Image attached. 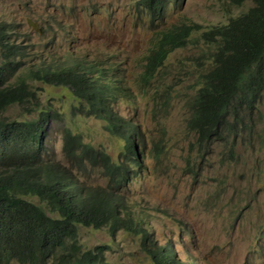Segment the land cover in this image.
Instances as JSON below:
<instances>
[{
    "label": "rangeland",
    "instance_id": "obj_1",
    "mask_svg": "<svg viewBox=\"0 0 264 264\" xmlns=\"http://www.w3.org/2000/svg\"><path fill=\"white\" fill-rule=\"evenodd\" d=\"M137 1L0 0V21L12 22L13 39L21 44L23 52V70L62 59L67 46L74 58L91 59L100 54L94 45L112 43L115 52L128 56L125 71L127 84H131L144 68L142 60L153 42L154 29L196 22L204 30L226 23L251 5L250 0L241 5H230L228 0H182L175 5L172 2L164 5L163 19L162 13L155 15L162 23L155 28L140 17ZM40 15L45 17L41 18L43 21L47 20L46 26ZM28 18L37 21L43 31H33L27 24ZM70 23L77 33L76 39L71 33L62 32ZM56 26L60 31H56ZM197 38L194 33L192 42L170 52L146 91L137 81L130 85L131 101L117 102L114 107L139 127L147 142L161 146L159 160L152 156L143 160V180L138 189L153 204L147 211L150 228L154 230L151 238L164 242L166 236L176 235L180 229V242L175 239L174 245L184 260L197 256L203 260L198 264H264V239L259 229L264 224V97L251 116L257 120L255 130L244 134L242 140L247 141L236 147L235 154L226 153L222 158L219 151L226 152L229 146L216 143L219 149L212 144L201 156V148L194 146L186 106L192 93V79L204 65L203 57L199 64L194 60L200 56ZM28 82L40 100L38 108L50 106L60 114L48 122L46 144L50 153L44 149L43 159L67 161L62 150L64 127L80 131L82 139L99 147L110 159L120 154L118 136L104 120L81 111L68 89L38 79L28 78ZM37 113L12 104L2 114L10 119L28 120ZM138 181L133 185L137 186ZM166 209L173 222L166 216ZM184 222L191 231L187 238L186 230L181 229ZM78 240L85 248L99 245L105 262L151 264L146 244L135 234L122 230L111 234L105 227L79 226ZM254 247L263 251L262 259L255 257Z\"/></svg>",
    "mask_w": 264,
    "mask_h": 264
},
{
    "label": "trees",
    "instance_id": "obj_2",
    "mask_svg": "<svg viewBox=\"0 0 264 264\" xmlns=\"http://www.w3.org/2000/svg\"><path fill=\"white\" fill-rule=\"evenodd\" d=\"M169 1L138 0L136 4L143 19L158 21L155 15L162 13L163 19ZM244 1L229 0L235 5ZM251 2L244 13L204 30L196 22L154 29L144 68L131 82L138 81L146 91L169 53L188 45L197 33L200 56L194 60L199 64L203 57L204 65L192 79L193 91L186 104L189 128L194 131V143L203 148L228 143L226 152L219 151L222 158L226 153L235 154L236 144L247 141L242 140L244 134L255 130L257 121L251 116L264 97V0ZM12 33V22L0 21V264H47L52 260L54 264H110L103 262L99 245L83 250L77 243L80 225L107 226L112 233L115 229L131 231L148 243L152 264H181L172 244L157 242L155 248L146 226L137 225L131 216H121L106 199L92 198L71 173L73 163L101 159L108 172L120 170L130 180L134 174L128 171L135 166L141 169L145 158L152 155L159 160L157 145L147 142L139 127L114 109L117 102L131 101L127 78L118 68L102 66L103 61L70 55L23 70L21 44ZM28 78L68 89L81 111L103 119L120 140L116 159L83 143L81 133L71 127L62 128L67 161L43 159L44 149L50 153L48 122L60 114L50 106L38 108L40 100ZM12 104L38 113L28 120L10 119L2 113Z\"/></svg>",
    "mask_w": 264,
    "mask_h": 264
},
{
    "label": "clouds",
    "instance_id": "obj_3",
    "mask_svg": "<svg viewBox=\"0 0 264 264\" xmlns=\"http://www.w3.org/2000/svg\"><path fill=\"white\" fill-rule=\"evenodd\" d=\"M181 1L182 0H170L169 2L170 3L173 2L174 5H175V4L181 3ZM229 4L230 5H235V4H232L230 2H229ZM135 5H136V10L139 13L140 17L143 18L142 17L143 13L140 12V5H137L136 2H135ZM166 5L168 6V3ZM251 5H252V2H251ZM28 19H30V18H28ZM32 21L36 22L37 27L39 29V30H37V29L33 28L30 25L32 30L36 31L38 33H41L43 31V28L41 27V25L35 20H32ZM41 21L46 26L47 20H44V21L41 20ZM143 21L147 22L149 25H155V27H159L162 24L159 21H149V20H146V19H143ZM27 24H28V22H27ZM163 28H166V27L164 26ZM58 30L60 31L59 27L56 26V31H58ZM62 32L71 33V36L74 37V39H76V37H77V33L73 29V26H72L71 23ZM199 39L201 40V37ZM200 44H201V41H200V43L197 44L198 48L197 47H195V48L200 49ZM113 45L114 44H112V43H102V42H99L98 45H94L95 49H99L100 50V54H99V56H97L96 58H93V59H97V60L103 61L101 63V65L104 66V67H109V68L110 67H115V68H118L120 75L122 77H124V78H127V80H128V77H127V74H126V71H125L126 67H127V62H128V56L127 55L126 56H121L119 54V52L118 53L115 52V49L113 48ZM68 50L70 52H68ZM149 50H150V47H149ZM149 50H148V52H149ZM65 51L66 52H65L63 58H65L68 55H70V58H74V57H72L73 56L72 55L73 52L70 50V47L67 46ZM145 56L143 57L142 65L144 63ZM167 58H166V60H167ZM50 62H52V61H50ZM48 63H45L44 65H47ZM161 67H163V65ZM160 68H158L157 72L159 71ZM135 80H137V79H135ZM139 80H140V77H139ZM193 80H194V78H193ZM136 82L137 81H135V83ZM138 84H139V82H138ZM191 89L193 91L192 85H191ZM191 94L192 93H190V95ZM118 115H120V114H118ZM120 116H122V115H120ZM124 117L126 118V116H124ZM253 120H255V119H253ZM255 121H257V120H255ZM78 132H80V131H78ZM142 134H143V132H142ZM192 134H193V137H194V139H193V142H194V140H195L194 131H192ZM263 137H264V134H263ZM81 138H82V133H81ZM143 138L146 139L144 135H143ZM83 143L89 144L90 142L85 141L84 138H83ZM155 144L157 145L158 150L161 149V146L158 143H155ZM241 144H244V142H242V141L238 142L236 144V146H235V149H236V147H240ZM194 146H199V145L194 143ZM227 146H229L228 143H227ZM92 147L94 149H96V150L99 149V147H95L93 145H92ZM199 147L201 148V153L200 154H201V156H203L205 150L207 148H209L210 146L207 147V148L206 147L203 148L201 146H199ZM228 148L229 147H226L225 150L228 149ZM146 150H150V149L147 148ZM151 156L152 155H150L149 157H151ZM116 157L113 160H115ZM97 160L98 161L93 162L92 159H85L84 158L83 160H81V163H73L74 167H73V170L71 171V173H73V175H74L73 177H75V180H78L81 183L82 186H79V187L81 189H83L84 191L87 190L88 192H91L92 193V196H91L92 198H95V199H106L109 202V204L111 205V207L115 211L119 212L121 216H126V217L127 216H131L134 219V221L137 223V225L138 224H142V225L146 226L147 230H148V232H149V234L151 236V234L153 233L154 230L150 228L149 215L147 214V211H148V209H151L153 207V204L150 201V199H147L145 197L144 194L138 193V189L141 186V183H142V180H143V175L141 174L142 173L143 164L140 165L141 169L138 166H135L133 169L129 170L128 172H132L134 174V177L132 179H130V180H127V179L125 180L124 176H123V174L121 173L120 170H116L115 172H108L105 169L106 168L105 163L101 159H97ZM128 172H126L125 175ZM137 179H139V181L137 183V186H134L133 184H134V182ZM165 214L170 219V222H173V216H172L171 212L168 209H166ZM173 225L175 226V224H173ZM186 225L187 224L184 222V227L181 228V229L186 230L185 234H186V238H187L188 236H191V231H190V229H187ZM80 226H83V225H80ZM84 227H91V226H84ZM102 227H105L111 234H113V233H115L117 231H120V230L128 232V233H131V234H134L133 232L128 231V230H124V229H115V231L112 233L107 228V226H101L99 228H102ZM78 229H79V227H78ZM96 229H98V228H96ZM259 229H260V233L262 235V238L264 239V224H263V226L259 227ZM179 232H180V229L177 230V234L176 235L174 233L171 236H166L165 235L167 237V239L164 242H160L158 240L156 241V240H153L151 238L152 241L154 242V244H153L154 247L157 248V242H159L161 244H172V248H173L174 253H175V258L177 260H179L181 262V264H198L197 261H201L202 262L203 260L202 259L199 260L197 258V256H193L190 260L188 258H186L184 260L178 255V251H177V249L175 248V245H174V240L177 239V243L180 242V238L181 237L179 235ZM77 233H78V230H77ZM135 235H137V234H135ZM137 236H139V235H137ZM140 241H141L142 244H146V251H148V246H149L148 243H143L141 238H140ZM189 241H190V239H189ZM189 241H188V243H189ZM77 243L80 244V246H81V248L83 250L92 249V248L83 247L82 244L78 240V236H77ZM191 248H192V250H196L193 247H191ZM253 251L256 253L255 257H257V259H259V258L262 259V257H263V254H262L263 251L262 250L254 247ZM185 252L188 253L187 250H185ZM148 255H149V253H148ZM150 258H151V256H150ZM102 260H103V262H105L104 259H102ZM257 261H259V260H257ZM150 262L152 264V260H150ZM106 263H109V262H106ZM110 264H113V263H110Z\"/></svg>",
    "mask_w": 264,
    "mask_h": 264
},
{
    "label": "water",
    "instance_id": "obj_4",
    "mask_svg": "<svg viewBox=\"0 0 264 264\" xmlns=\"http://www.w3.org/2000/svg\"><path fill=\"white\" fill-rule=\"evenodd\" d=\"M27 22L29 25H31L33 28L38 29L36 22L32 21L31 19H27Z\"/></svg>",
    "mask_w": 264,
    "mask_h": 264
}]
</instances>
